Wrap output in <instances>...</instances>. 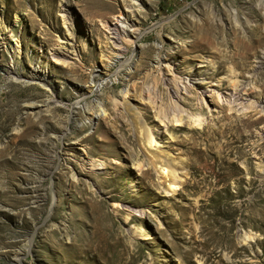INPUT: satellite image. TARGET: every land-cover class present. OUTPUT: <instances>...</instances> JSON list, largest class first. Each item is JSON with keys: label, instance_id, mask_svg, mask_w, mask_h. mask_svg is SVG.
Wrapping results in <instances>:
<instances>
[{"label": "rangeland", "instance_id": "obj_1", "mask_svg": "<svg viewBox=\"0 0 264 264\" xmlns=\"http://www.w3.org/2000/svg\"><path fill=\"white\" fill-rule=\"evenodd\" d=\"M0 264H264V0H0Z\"/></svg>", "mask_w": 264, "mask_h": 264}, {"label": "bare ground", "instance_id": "obj_2", "mask_svg": "<svg viewBox=\"0 0 264 264\" xmlns=\"http://www.w3.org/2000/svg\"><path fill=\"white\" fill-rule=\"evenodd\" d=\"M97 116H98V115H97ZM180 120H181V119H179V118H175V121H176V122H179ZM149 131H150V130H149ZM145 138H147L146 140L149 142V144L152 143V141H153L152 139H153V138H152V136H151L150 134H149L148 137H145ZM148 142H147V143H148ZM150 145H152V144H150ZM162 168H163V167H162ZM165 169H166V168H163L164 171H165ZM175 170H176V169H175ZM165 172H166V171H165Z\"/></svg>", "mask_w": 264, "mask_h": 264}]
</instances>
